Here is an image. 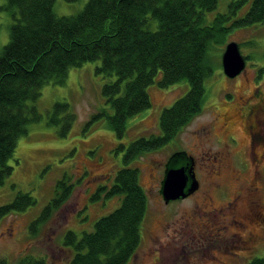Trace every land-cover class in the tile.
Returning <instances> with one entry per match:
<instances>
[{
    "label": "rangeland",
    "instance_id": "374dc122",
    "mask_svg": "<svg viewBox=\"0 0 264 264\" xmlns=\"http://www.w3.org/2000/svg\"><path fill=\"white\" fill-rule=\"evenodd\" d=\"M86 1L55 0L53 11L57 16L72 15ZM2 3L0 0V49L8 40L11 24ZM229 41L238 43L245 59L244 70L227 78L220 63L225 45L212 49L213 68L204 80L201 111L167 144L146 151L129 164L138 169L146 209L140 225V243L127 264H248L254 258L264 257V160L260 164L254 162L253 155L260 152L261 141L255 140L250 155L247 135L241 126L225 128L221 123L223 112L237 109L243 100L252 104L255 90L264 97V20L233 30L226 38V43ZM98 63L72 67L63 83L48 81L40 88L36 105L41 118L30 123L27 134L18 138L8 162L13 170L0 184V205L12 201L17 193H26L34 200L25 210L0 218V258L8 264H28L27 261L38 258L47 264H69L72 252L62 244L64 233L90 232L99 217L117 207V195L104 199L100 193L96 201L91 196L100 185L112 182L115 172L122 167L128 143L160 134L161 111L188 89L186 80L164 88L157 85V80L150 84V107L127 119L122 137L106 127L105 119L84 128L94 113L104 110L110 114L101 93L104 79L95 73ZM56 102H66L75 117L63 137L59 132L66 120L60 124L49 122ZM256 117L261 124V118ZM180 151L194 158L199 190L193 196L165 204L158 193L164 164L170 155ZM220 151L224 159L217 174L214 171L218 169ZM63 178L66 185H71L68 196L45 215L32 235L31 222L55 196V184ZM251 184L254 189L248 191ZM236 195H240L238 213H259L254 222L256 228H250L258 236L255 242L248 244L234 238V225L223 228L219 224L229 222L220 208Z\"/></svg>",
    "mask_w": 264,
    "mask_h": 264
},
{
    "label": "trees",
    "instance_id": "16d2710c",
    "mask_svg": "<svg viewBox=\"0 0 264 264\" xmlns=\"http://www.w3.org/2000/svg\"><path fill=\"white\" fill-rule=\"evenodd\" d=\"M54 1L2 3L11 24L0 49V184L13 170L8 162L18 138L41 118L36 105L41 86L63 83L70 68L99 62L95 73L104 79L101 93L110 114L94 113L84 128L105 119L117 137L124 134L127 119L150 107V84L157 80L164 88L182 80L188 83L187 91L161 111L160 134L128 143L112 182L100 185L91 196L96 201L100 193L104 199L117 195V207L99 217L90 232L68 230L63 235V246L72 252L69 264H127L140 243L146 209L138 169L129 164L167 144L201 111L204 80L213 68L211 50L225 45L233 30L261 23L264 0H87L80 11L67 16L55 15ZM74 118L66 102H56L49 114L50 123L66 120L62 137ZM70 189L64 178L56 182L55 196L31 222L32 235ZM33 204L28 194L17 193L0 205V218ZM27 263L47 264L40 258ZM0 264L8 262L0 258ZM248 264H264V257Z\"/></svg>",
    "mask_w": 264,
    "mask_h": 264
},
{
    "label": "flooded vegetation",
    "instance_id": "af4514ba",
    "mask_svg": "<svg viewBox=\"0 0 264 264\" xmlns=\"http://www.w3.org/2000/svg\"><path fill=\"white\" fill-rule=\"evenodd\" d=\"M254 94L255 101L252 104H249L247 100H243L241 103L242 105H240L237 109H234L233 111L230 110L223 112L221 115V123L225 128L233 124H239L241 126V130L247 135L248 150L250 151V155L251 152L253 153L255 140L261 141L259 150L260 152L256 154L253 153L255 158L254 162H258L260 164V162L262 163L264 160V97L260 95L256 90ZM256 115L261 118V124L257 122ZM230 140H232L233 143L236 142L233 137H230ZM221 155L222 152L220 151L217 163L218 169L214 171V173L216 172L217 174H220L221 171L219 169V166L223 164L222 162L224 156L221 157ZM214 162H216V160ZM255 167L257 166L255 165ZM252 185L253 184H251V186L247 188L248 191H253L254 188L252 189ZM199 186L200 185L198 180V189L190 196H193L199 190ZM239 199L240 195H236L232 202H227V204L223 206V208H220V213L227 215L229 217V222L224 223L222 221L219 222V224H222L223 228H227L228 224L229 226L234 225V230L237 231L232 232L231 235L234 238L243 239L249 244L255 242L258 239L255 231L253 232L252 230H250V228H256V226H254V222L259 219V213L256 212L245 215H241L240 213H238V210H236V206ZM213 216L216 218V215Z\"/></svg>",
    "mask_w": 264,
    "mask_h": 264
},
{
    "label": "water",
    "instance_id": "95a60500",
    "mask_svg": "<svg viewBox=\"0 0 264 264\" xmlns=\"http://www.w3.org/2000/svg\"><path fill=\"white\" fill-rule=\"evenodd\" d=\"M220 59L222 72L227 78L236 77L245 68V60L234 41L225 45ZM194 165V158L186 151L175 152L169 156L164 165L159 188V194L165 204L184 199L198 189Z\"/></svg>",
    "mask_w": 264,
    "mask_h": 264
}]
</instances>
